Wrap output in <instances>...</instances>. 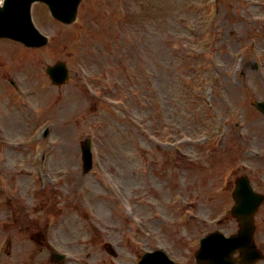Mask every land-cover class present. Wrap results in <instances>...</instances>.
<instances>
[{
	"label": "rangeland",
	"instance_id": "1",
	"mask_svg": "<svg viewBox=\"0 0 264 264\" xmlns=\"http://www.w3.org/2000/svg\"><path fill=\"white\" fill-rule=\"evenodd\" d=\"M82 5L80 22L73 26L54 21L44 4L34 5L37 26L51 38L45 47L0 41V82H5L4 89L0 83V137L29 136L33 142L15 151L5 144L0 157L18 160L23 164L17 167L31 170L30 148L47 154L48 186L38 191V201H54V206L38 204V225L45 228L50 221L51 230L66 234H56L55 240L63 244L69 238L68 248L75 253L90 248L85 244L90 235L105 233L125 255L122 264L132 263L130 248L139 250L136 255L159 246L172 256L181 253L178 249L184 254L195 238L213 227L209 220L217 216L215 210L208 217L198 214L201 224L193 221L195 229L186 223L205 206L199 200L206 193H220L217 200L231 201L221 187L234 184L244 165L254 168L253 180L264 189V160L255 154L264 148V114L255 106L264 100V0H221L214 10L218 18L207 23L209 7L202 0H84ZM212 19L219 31L213 36V53L194 56L203 51L194 44L210 38L203 32ZM61 59L67 60L71 78L57 87L45 67ZM212 65L219 75L223 66V82L218 105L208 112L201 94L192 90ZM10 78L17 82L20 107H7L3 91L10 88ZM215 115L221 128L214 125ZM227 119L229 134L221 123ZM7 120L19 124L7 125ZM213 125L227 139L212 152L161 147L156 153L148 139L153 130L170 138ZM46 127L49 135L44 139ZM88 135L94 140V166L85 173L80 141ZM163 156L174 162L164 164ZM151 157L158 161L147 178L149 168L143 174L141 164L151 163ZM20 183L17 197L30 201L33 186L25 185L24 178ZM177 191L189 198L179 195L182 201H176L172 195ZM188 201L197 206L187 209ZM175 222L181 223L178 236ZM93 262L92 257L85 264Z\"/></svg>",
	"mask_w": 264,
	"mask_h": 264
},
{
	"label": "water",
	"instance_id": "2",
	"mask_svg": "<svg viewBox=\"0 0 264 264\" xmlns=\"http://www.w3.org/2000/svg\"><path fill=\"white\" fill-rule=\"evenodd\" d=\"M34 0H6L4 8L0 9V37L8 36L25 42L28 45H41L47 42L31 22L30 5ZM50 4L56 18L64 22H72L76 19L78 6L81 0H43ZM49 74L55 81L64 82L67 78L65 66L58 64L49 67ZM242 185V182H240ZM239 196L242 195V188L237 190ZM244 231V230H243ZM242 231V232H243ZM251 232V223L246 225L245 233ZM242 243H248L250 237H239ZM148 259L144 264H171L159 255V252L147 255ZM156 258V259H155ZM155 259V260H154Z\"/></svg>",
	"mask_w": 264,
	"mask_h": 264
},
{
	"label": "flooded vegetation",
	"instance_id": "3",
	"mask_svg": "<svg viewBox=\"0 0 264 264\" xmlns=\"http://www.w3.org/2000/svg\"><path fill=\"white\" fill-rule=\"evenodd\" d=\"M14 204H18V202H14ZM17 212H19V214L21 213L20 208L8 211L7 213L8 216L11 214L13 216L11 218L12 220L8 222L9 225L6 226L9 231L2 234V239L7 240L9 247L6 250L7 254H2L0 256V264H36V255L38 254L37 245L40 246V252H42L44 250H49L50 244L48 241L42 240L41 238H38L37 243L33 244L29 238H33L34 236H30L31 233H23L21 224H17ZM27 236H30L26 239V246L28 248L25 249L23 256L22 240ZM254 241L257 245V252L260 258L254 262L249 261L247 264H264V209L259 213L258 222L256 221ZM240 255V250L234 254L235 257H239ZM40 264H42V262H40Z\"/></svg>",
	"mask_w": 264,
	"mask_h": 264
},
{
	"label": "bare ground",
	"instance_id": "4",
	"mask_svg": "<svg viewBox=\"0 0 264 264\" xmlns=\"http://www.w3.org/2000/svg\"><path fill=\"white\" fill-rule=\"evenodd\" d=\"M16 123V120L15 121H9V124H15Z\"/></svg>",
	"mask_w": 264,
	"mask_h": 264
}]
</instances>
